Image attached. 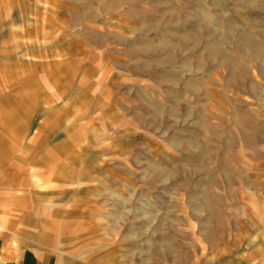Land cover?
I'll use <instances>...</instances> for the list:
<instances>
[{"label": "rangeland", "instance_id": "374dc122", "mask_svg": "<svg viewBox=\"0 0 264 264\" xmlns=\"http://www.w3.org/2000/svg\"><path fill=\"white\" fill-rule=\"evenodd\" d=\"M0 185L71 264H264V0H0Z\"/></svg>", "mask_w": 264, "mask_h": 264}, {"label": "crops", "instance_id": "0c3cea01", "mask_svg": "<svg viewBox=\"0 0 264 264\" xmlns=\"http://www.w3.org/2000/svg\"><path fill=\"white\" fill-rule=\"evenodd\" d=\"M0 185V264H71L57 249L39 243L33 233H24L20 227L16 206H6L7 193Z\"/></svg>", "mask_w": 264, "mask_h": 264}]
</instances>
